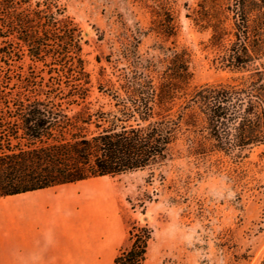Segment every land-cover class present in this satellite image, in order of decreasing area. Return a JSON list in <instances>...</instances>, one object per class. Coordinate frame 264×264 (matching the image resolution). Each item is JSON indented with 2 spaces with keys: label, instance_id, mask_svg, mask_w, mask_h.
I'll return each instance as SVG.
<instances>
[{
  "label": "trees",
  "instance_id": "1",
  "mask_svg": "<svg viewBox=\"0 0 264 264\" xmlns=\"http://www.w3.org/2000/svg\"><path fill=\"white\" fill-rule=\"evenodd\" d=\"M197 1L191 20L210 31L217 63L235 76L187 93L188 55L173 46L157 78L141 66L119 77V88L99 85L110 109L91 112L73 19L57 0H0V198L161 164L184 112L199 135L195 154L241 157L264 146V0ZM156 32L176 28L167 21ZM152 233L132 225L113 264H144Z\"/></svg>",
  "mask_w": 264,
  "mask_h": 264
},
{
  "label": "rangeland",
  "instance_id": "2",
  "mask_svg": "<svg viewBox=\"0 0 264 264\" xmlns=\"http://www.w3.org/2000/svg\"><path fill=\"white\" fill-rule=\"evenodd\" d=\"M57 1L82 31V53L92 85L91 112L110 109L111 101L97 93L99 85L104 90L119 88V77L141 66L151 65L157 78L168 65L173 46L188 55L187 93L235 76L217 63L210 31L191 20L197 0ZM167 21L175 26V36L156 32ZM29 63L24 60L23 66ZM76 111L79 108L72 109ZM184 113L167 160L104 178L118 201L124 232L116 254L129 246L127 231L132 225L147 224L153 233L144 264H261L264 146L241 157L195 154L199 135L185 126ZM89 129L94 130L93 125Z\"/></svg>",
  "mask_w": 264,
  "mask_h": 264
},
{
  "label": "crops",
  "instance_id": "3",
  "mask_svg": "<svg viewBox=\"0 0 264 264\" xmlns=\"http://www.w3.org/2000/svg\"><path fill=\"white\" fill-rule=\"evenodd\" d=\"M104 178L0 198V264H113L124 232Z\"/></svg>",
  "mask_w": 264,
  "mask_h": 264
}]
</instances>
